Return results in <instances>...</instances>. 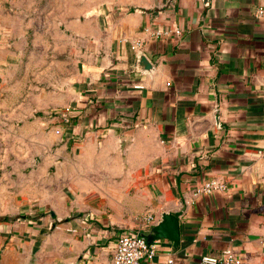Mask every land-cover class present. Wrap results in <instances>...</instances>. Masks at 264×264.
I'll list each match as a JSON object with an SVG mask.
<instances>
[{"label":"crops","instance_id":"obj_1","mask_svg":"<svg viewBox=\"0 0 264 264\" xmlns=\"http://www.w3.org/2000/svg\"><path fill=\"white\" fill-rule=\"evenodd\" d=\"M40 1L0 0V76L20 45L22 13ZM262 3L71 1L82 58L55 157L85 159L67 176L79 191L17 200L26 206L17 218L3 202L0 264H111L120 232L148 234L164 212L179 218L180 244L157 240L144 264H200L226 248L264 264ZM135 42L150 70L138 67ZM210 179L226 189L196 196ZM148 212L152 225L142 222Z\"/></svg>","mask_w":264,"mask_h":264},{"label":"rangeland","instance_id":"obj_2","mask_svg":"<svg viewBox=\"0 0 264 264\" xmlns=\"http://www.w3.org/2000/svg\"><path fill=\"white\" fill-rule=\"evenodd\" d=\"M71 1L41 0L22 13L20 45L0 76V208L13 203L15 218L26 207L17 200L39 205L79 191L67 176L85 159L55 157L65 144L55 128L64 127L63 113H73L72 85L82 58L69 29Z\"/></svg>","mask_w":264,"mask_h":264},{"label":"built area","instance_id":"obj_3","mask_svg":"<svg viewBox=\"0 0 264 264\" xmlns=\"http://www.w3.org/2000/svg\"><path fill=\"white\" fill-rule=\"evenodd\" d=\"M255 18L264 23V3L259 5L254 11ZM132 49L137 54V59L142 53V43L135 42ZM72 112V110H71ZM65 124L70 123L72 114L63 113L60 117ZM64 133L62 126L55 128V134L62 136ZM226 183L217 179L207 180L204 184L195 189V195L212 194L218 190H225ZM142 222L152 225L156 221L154 213H145L142 216ZM158 241L149 242L140 231L125 230L118 234L115 250L111 264H144L153 263L157 254ZM172 262V260H171ZM242 259L232 248H226L219 255H204L200 259V264H242Z\"/></svg>","mask_w":264,"mask_h":264},{"label":"water","instance_id":"obj_4","mask_svg":"<svg viewBox=\"0 0 264 264\" xmlns=\"http://www.w3.org/2000/svg\"><path fill=\"white\" fill-rule=\"evenodd\" d=\"M138 67L150 70L152 68V64L148 61L145 55L140 54ZM143 235L149 242L159 239H168L174 243V246L178 247L181 240L179 218L172 213L164 212L161 216V220L151 228L150 233H143Z\"/></svg>","mask_w":264,"mask_h":264}]
</instances>
